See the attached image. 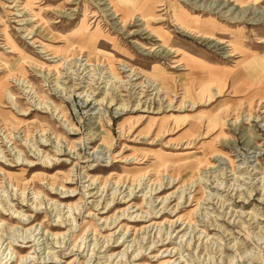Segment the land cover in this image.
Returning <instances> with one entry per match:
<instances>
[{
	"label": "rangeland",
	"instance_id": "374dc122",
	"mask_svg": "<svg viewBox=\"0 0 264 264\" xmlns=\"http://www.w3.org/2000/svg\"><path fill=\"white\" fill-rule=\"evenodd\" d=\"M128 1L0 0V264H264V0Z\"/></svg>",
	"mask_w": 264,
	"mask_h": 264
},
{
	"label": "bare ground",
	"instance_id": "6f19581e",
	"mask_svg": "<svg viewBox=\"0 0 264 264\" xmlns=\"http://www.w3.org/2000/svg\"><path fill=\"white\" fill-rule=\"evenodd\" d=\"M108 2H109V5H112V2H111V4H110V0H107ZM126 2V1H128V0H123L122 2ZM129 2V1H128ZM147 3H149V9H153L154 7H155V5H156V1H154V0H148V2ZM117 4V3H116ZM118 5V4H117ZM110 8L112 9L113 8V5L112 6H110ZM114 9L116 10V6H115V4H114ZM113 12H114V10H113ZM43 52H47L44 48H43ZM150 86H153V84H150ZM149 86V87H150ZM122 109H124V106H122ZM123 111V110H122Z\"/></svg>",
	"mask_w": 264,
	"mask_h": 264
},
{
	"label": "crops",
	"instance_id": "0c3cea01",
	"mask_svg": "<svg viewBox=\"0 0 264 264\" xmlns=\"http://www.w3.org/2000/svg\"><path fill=\"white\" fill-rule=\"evenodd\" d=\"M121 1H123V0H121ZM123 3V2H122ZM124 3H126L125 1H124Z\"/></svg>",
	"mask_w": 264,
	"mask_h": 264
}]
</instances>
